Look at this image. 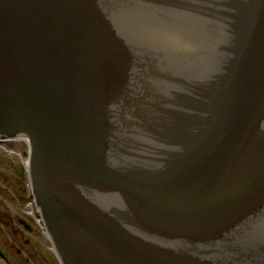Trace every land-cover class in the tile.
Returning a JSON list of instances; mask_svg holds the SVG:
<instances>
[{
  "label": "water",
  "instance_id": "obj_1",
  "mask_svg": "<svg viewBox=\"0 0 264 264\" xmlns=\"http://www.w3.org/2000/svg\"><path fill=\"white\" fill-rule=\"evenodd\" d=\"M0 135L63 264H264V0H0Z\"/></svg>",
  "mask_w": 264,
  "mask_h": 264
},
{
  "label": "rangeland",
  "instance_id": "obj_2",
  "mask_svg": "<svg viewBox=\"0 0 264 264\" xmlns=\"http://www.w3.org/2000/svg\"><path fill=\"white\" fill-rule=\"evenodd\" d=\"M24 141L0 143V244L5 250L0 264H61L48 234L27 214L30 184ZM20 219L28 221L27 231Z\"/></svg>",
  "mask_w": 264,
  "mask_h": 264
},
{
  "label": "flooded vegetation",
  "instance_id": "obj_3",
  "mask_svg": "<svg viewBox=\"0 0 264 264\" xmlns=\"http://www.w3.org/2000/svg\"><path fill=\"white\" fill-rule=\"evenodd\" d=\"M20 224L23 225L22 222H21V219H20ZM23 226H24V225H23ZM24 227H25V229H26L27 231H30V232H34V231H35L34 228H33V226H29V227L24 226Z\"/></svg>",
  "mask_w": 264,
  "mask_h": 264
},
{
  "label": "bare ground",
  "instance_id": "obj_4",
  "mask_svg": "<svg viewBox=\"0 0 264 264\" xmlns=\"http://www.w3.org/2000/svg\"><path fill=\"white\" fill-rule=\"evenodd\" d=\"M6 142H12V141H15V140H10V139H7V140H5ZM25 163H26V165H28V162H27V160H25Z\"/></svg>",
  "mask_w": 264,
  "mask_h": 264
}]
</instances>
